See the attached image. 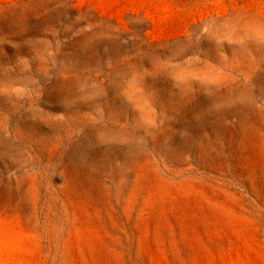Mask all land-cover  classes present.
Listing matches in <instances>:
<instances>
[{"label": "rangeland", "instance_id": "obj_1", "mask_svg": "<svg viewBox=\"0 0 264 264\" xmlns=\"http://www.w3.org/2000/svg\"><path fill=\"white\" fill-rule=\"evenodd\" d=\"M0 264H264V0H0Z\"/></svg>", "mask_w": 264, "mask_h": 264}]
</instances>
